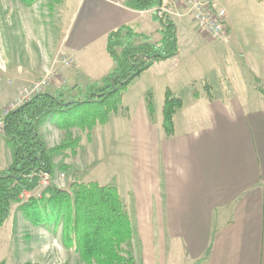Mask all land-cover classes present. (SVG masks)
<instances>
[{"label":"crops","instance_id":"0c3cea01","mask_svg":"<svg viewBox=\"0 0 264 264\" xmlns=\"http://www.w3.org/2000/svg\"><path fill=\"white\" fill-rule=\"evenodd\" d=\"M224 1L219 5L225 9ZM226 12L230 36L223 42L232 44L243 70L264 87V11L262 17L251 15L245 21L243 40L233 33L234 21ZM128 25L153 43L161 40V25L151 12L129 10L121 0H90L75 35V29L66 28L63 50L88 78L100 80L104 76L94 75L109 61L103 49L95 50L96 43L103 40L107 45L110 32ZM179 40L175 64L192 51L185 53L180 35ZM107 66L110 72L114 64ZM219 72L214 79L221 85ZM207 84L213 99L205 91H194L184 100L170 139L162 127V114L161 119L156 114L154 121L148 113L137 120L131 111L129 117H114L100 127L113 139L119 134V119L126 121L135 163L151 168L147 178H135L133 189L118 187L122 199L124 190L132 196L126 202L136 234L133 241L139 240L132 254L136 264H161L163 257L171 264H196L202 259L203 264H264V98L236 91L218 94L212 79ZM113 122L116 129H107ZM116 152L118 162L122 153L118 148Z\"/></svg>","mask_w":264,"mask_h":264},{"label":"rangeland","instance_id":"374dc122","mask_svg":"<svg viewBox=\"0 0 264 264\" xmlns=\"http://www.w3.org/2000/svg\"><path fill=\"white\" fill-rule=\"evenodd\" d=\"M89 1L63 0L61 5H56L50 0H40L27 7L22 0H0V110L3 114L30 101L33 97L22 101L23 95L46 79L47 83L39 93L54 94L57 89H64L67 100L71 96L70 89L84 87L91 80L63 50L68 27L69 31L75 29V35ZM258 3L257 0L222 2L234 21L233 33L241 40L248 17H262L264 2ZM174 21L179 28L182 49L186 53L192 48L191 53L182 57L181 64L160 62L153 70L137 78L124 94L123 112L127 111L130 116L132 111L135 119H141V116L147 114L146 96L151 92L156 109L154 118L156 119L157 114L161 119L167 89L187 101L194 91L207 93L209 79L217 85L218 94L221 93L220 90H224L227 94L236 91L250 97H261L258 91V87L264 89L261 81L251 78L243 70L242 59L235 53L232 44L223 42L227 39L215 40L203 34L189 18L185 19L186 22L176 18ZM188 39H194V42ZM95 48L98 53L103 49V55L109 61L107 64L111 63L113 66L104 41H98ZM107 64L96 72V78L109 72ZM217 70L223 77L222 86L214 79ZM191 79H198L200 82L192 83ZM35 93L32 95H36ZM116 126V122H113L107 129H116ZM130 130L128 123L119 119V134H116V138L117 135L121 138L119 145L116 144L115 136L112 139L103 134L104 128L96 127L91 133L73 130L74 136L81 137L76 154L70 149L56 152L53 155L54 177L50 179L49 174H43L39 187L33 193L26 194L24 200L41 197L50 185L65 189L73 182H97L105 186L133 189L135 178L138 175L140 178H147L151 168L148 163L144 166L139 161L135 163L134 140ZM41 133L50 150L61 147L66 139V133L60 131L51 119L42 126ZM117 148L122 153L118 162L115 161ZM11 163L12 153L2 139L0 124V170L8 168ZM64 166L68 167L66 171L62 170ZM123 193V202L128 210L129 203L126 201L132 196L127 195L125 190ZM138 242L139 240H135V243L132 241L128 244L125 247L127 252L133 254ZM163 258L161 264H171L170 258ZM0 264L82 263L75 250L66 247L62 226L59 229H56L55 224L50 228L35 227L16 207L10 220L0 228Z\"/></svg>","mask_w":264,"mask_h":264},{"label":"trees","instance_id":"16d2710c","mask_svg":"<svg viewBox=\"0 0 264 264\" xmlns=\"http://www.w3.org/2000/svg\"><path fill=\"white\" fill-rule=\"evenodd\" d=\"M40 0H22L27 7ZM63 0H50L61 5ZM124 7L136 12H151L161 25V40L151 42L148 35L137 33L132 26H123L107 36L106 50L113 61V69L102 79L89 81L84 87L57 89L54 94L39 93L16 110L3 114L0 110L2 139L12 153L11 165L0 170V228L19 208L25 219L35 227L63 228L67 248L74 249L82 264H136L125 247L135 239V231L128 210L116 186L97 182H73L60 189L50 185L41 197L24 200L40 185L43 174L54 177L53 155L73 150L81 143L73 130L91 133L96 127L107 126L114 117L123 115L124 94L133 82L160 62L174 60L180 53L179 29L174 19L162 8H171L170 0H121ZM210 100L211 87L206 86ZM264 98V89L258 87ZM183 100L170 89L165 92L162 127L168 139L175 136V116L183 108ZM149 118L155 117V104L150 93L146 96ZM123 112V113H121ZM51 119L66 133L61 147L50 150L41 133L42 126ZM68 169L63 167V171ZM204 259L196 264H203Z\"/></svg>","mask_w":264,"mask_h":264},{"label":"built area","instance_id":"2783aa9c","mask_svg":"<svg viewBox=\"0 0 264 264\" xmlns=\"http://www.w3.org/2000/svg\"><path fill=\"white\" fill-rule=\"evenodd\" d=\"M171 8H162L159 10V16L168 13L173 19L178 20L191 19L197 28L205 35L215 39H228L230 26L228 24V15L224 8L219 5V0H170ZM47 80L35 85L32 91H26L22 101H27L28 97L37 95ZM45 180V178H43Z\"/></svg>","mask_w":264,"mask_h":264}]
</instances>
